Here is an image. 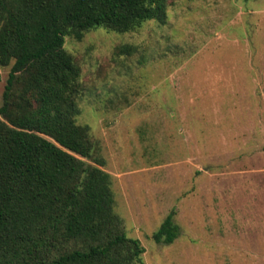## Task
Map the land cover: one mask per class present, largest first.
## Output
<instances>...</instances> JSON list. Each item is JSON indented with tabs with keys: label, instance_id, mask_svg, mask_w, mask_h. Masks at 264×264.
Segmentation results:
<instances>
[{
	"label": "rangeland",
	"instance_id": "rangeland-1",
	"mask_svg": "<svg viewBox=\"0 0 264 264\" xmlns=\"http://www.w3.org/2000/svg\"><path fill=\"white\" fill-rule=\"evenodd\" d=\"M167 11L164 24L65 36L81 70L77 123L98 141L143 264H264V0ZM122 44L135 51L116 54ZM171 210L178 236L158 243Z\"/></svg>",
	"mask_w": 264,
	"mask_h": 264
},
{
	"label": "trees",
	"instance_id": "trees-1",
	"mask_svg": "<svg viewBox=\"0 0 264 264\" xmlns=\"http://www.w3.org/2000/svg\"><path fill=\"white\" fill-rule=\"evenodd\" d=\"M168 0H0V264H143L114 211L98 141L80 113L81 70L64 48L90 29L166 23ZM131 44L116 48L129 55ZM85 159L92 161L87 162ZM171 210L151 238L171 243Z\"/></svg>",
	"mask_w": 264,
	"mask_h": 264
}]
</instances>
